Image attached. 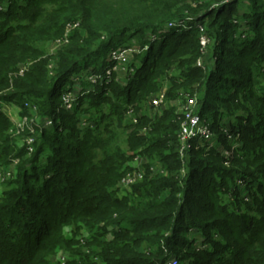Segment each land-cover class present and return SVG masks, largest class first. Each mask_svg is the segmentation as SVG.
Listing matches in <instances>:
<instances>
[{"label":"trees","instance_id":"obj_1","mask_svg":"<svg viewBox=\"0 0 264 264\" xmlns=\"http://www.w3.org/2000/svg\"><path fill=\"white\" fill-rule=\"evenodd\" d=\"M8 1L7 11H0V162L19 166L0 196V264H54L58 256V264L62 258L65 264H167L172 254L182 259L179 247H193L189 228L205 241L185 264H264V100L258 103L264 90V0H247L251 10L239 15L237 4L244 0ZM201 25L214 45L211 69L205 70L195 65ZM183 26L192 29L179 30ZM134 38L142 52L136 56L140 64L129 67L127 84L99 83L96 91H83L77 113L66 110L68 82L113 67L110 53ZM168 79L169 104L154 112L149 101ZM194 84L201 94L198 114L217 116L235 139L230 147L224 135L219 139L231 151L232 167L206 147L179 153L183 116L174 103L181 88ZM24 101L36 102L41 117L54 120L51 130L36 136L31 155L30 145L15 147L4 110ZM86 102L110 108V115L103 112L82 129L76 114ZM131 109L137 124L128 120ZM239 111L240 120H233ZM138 156L148 163L131 200L120 195L119 183ZM156 164L163 174L155 176ZM227 173L240 176L251 192L244 217L232 227L213 219L217 203L196 200L201 189L209 197L224 187L233 194ZM252 212L258 216L250 217ZM66 226L77 227L73 240L64 236ZM223 235L227 243L218 241Z\"/></svg>","mask_w":264,"mask_h":264},{"label":"rangeland","instance_id":"obj_2","mask_svg":"<svg viewBox=\"0 0 264 264\" xmlns=\"http://www.w3.org/2000/svg\"><path fill=\"white\" fill-rule=\"evenodd\" d=\"M238 7L240 8V10L237 12V14H241L243 10H251L249 2L247 0L241 1L240 3L237 4ZM9 7V1L6 0H0V11H7ZM239 18V17H238ZM240 19V18H239ZM242 22V20H239ZM18 22H15L14 24H16ZM243 25H245V22H242ZM190 30L192 29L189 26H183L181 27L179 30ZM198 31L200 33L199 36V45H200V53L201 56L198 58V60L196 61V64L198 67H200L202 70L207 69L208 67L211 69V57H212V48H213V43L210 40V37H208L207 35V29L205 26H198ZM69 33V32H68ZM69 34H67L65 37L67 38ZM147 38H151V35H148ZM146 38V39H147ZM157 40L156 37L152 39V41ZM127 43L130 45H126L127 47L124 49H127V51H129L130 49L133 50L131 53H129L130 56V66L136 62V56L142 52L141 46H140V41L137 38L134 39H130L127 40ZM175 41L171 42L174 43ZM60 42H55L51 47V53L54 54L55 51L59 48ZM158 45V44H157ZM219 52V51H218ZM136 65H139L140 62H136ZM125 69H129V66H127V68L125 67ZM262 71L264 72V64L262 65ZM89 74H84V75H77L75 77H73V79L71 81L68 82L66 88V92H64V95L62 96V106L65 108V99L66 98H70L73 99V97L77 96H81L83 95V91H96L98 84L94 85L92 80L94 77H99L102 76L103 73H101L100 71L98 72V70H88L87 71ZM131 72V71H130ZM129 70H127L126 72H120V73H115L114 74V79H116L117 81H120L122 84H127L129 76L132 75V73L130 74ZM85 78V79H84ZM262 81V85H264V79L260 80ZM169 79L166 80V85L165 88L163 89V91L166 93V90L169 88ZM68 89V91H67ZM70 89V90H69ZM189 90L195 91L193 96H190V93L188 92ZM198 90V84H194L191 86V89H187V88H181L180 89V98L177 99V101L174 103L175 106H177L178 108H182L183 105L186 103L187 100L196 97L197 100H201V94L200 92H197ZM161 91V90H160ZM160 91L158 93H160ZM157 93V94H158ZM260 96V99H258V103L260 105V101L264 100V90L262 91V93L258 94ZM70 96V97H67ZM79 99V98H78ZM78 99L73 103V107H71L70 109H66L68 111L75 112L78 108L77 103L79 102ZM167 99V98H166ZM241 100V98H239V101ZM88 101V100H87ZM172 101V100H171ZM170 101V102H171ZM262 103V102H261ZM168 100H167V105H168ZM254 107V106H253ZM166 108V107H165ZM5 112L8 114L10 121L12 123V127L10 129V137L12 139V141H14V145L15 147H17V149H21L24 148L28 145L27 142H29V144L31 145V147L29 148V155L34 153V147L32 146L34 144V140H36V136L38 137L39 133L42 132L43 130L47 129V130H51L53 128V126L48 127L46 125V123L50 120V121H54L52 119H44L43 117H41V111L42 109L40 108L39 105H37L36 102H30V101H24L22 103H12L8 106L4 107ZM81 111V110H80ZM79 111V112H80ZM150 110L145 111V113H147ZM107 113V115H110V108H107L106 106H104V109L102 110H97L93 107H91V104L89 102H86L84 108L82 109V111L77 115V118L79 120V122L81 123V128H87L89 127L92 122L95 121H99V119H101L102 114ZM77 113V111H76ZM150 113H152V111H150ZM149 113V114H150ZM243 114V112L239 111L238 112V116L236 119L233 120H237L239 121V117ZM183 116V115H182ZM217 116H213L209 117L207 115V120L203 119L205 121H207L208 125H210V128L212 130L213 133V141L210 143H207L206 146H204V143H199L196 144L195 142L192 143L191 148L193 147L196 148L198 150V148H204L206 147V149L209 152L208 155H210L211 153L218 155L219 158H217L216 160H218L219 163H222L226 168L232 167L231 165H229L228 163V156L231 155V151H227V149L224 146V143L219 142V139L221 137V135H224L227 138V142L229 147L230 146H235L236 142L235 139L231 137L230 135V129L226 128V126L224 125V123H218L216 122ZM226 117L224 116V118L221 119H225ZM129 120V119H128ZM130 121V120H129ZM74 122H76V120H74ZM132 122V121H130ZM133 123V122H132ZM234 123V124H232ZM230 127V125H238L239 122H229L228 123ZM215 150V151H213ZM139 160L136 161H130L129 163H127V166L129 164V168L130 165H134V166H138V164L140 165V167H142L144 170L146 169L147 166V159L145 157L142 156H138ZM18 163L19 161H14L13 163H11L10 165H4L3 162H0V196L4 193V191H6V183L11 182V179H14L16 174H17V168H18ZM42 164H44L41 161ZM257 165L259 164H255L254 170L257 167ZM234 167V166H233ZM137 168V167H136ZM154 174L156 175H161L163 174V167L160 164H156V166L154 167ZM128 172V170L126 171V173ZM129 172H134L133 170H129ZM15 173V176H14ZM125 173V174H126ZM124 174V175H125ZM227 178V181L233 186L234 188V192L233 194L229 193V188H223V190L218 191L217 193L214 194L213 197H209L207 192L203 191V189H201L202 191L200 192L201 197L200 198H196V200L199 201V199H201L202 201L207 200L208 198L210 199L211 203H217L218 207H220V209L217 208V212L216 214L213 216V219H217L219 221H223L225 220L227 224H229V227H232L233 225H235L236 221H237V217H244V212L247 209V204L245 202V198L248 197L250 199L251 197V192L247 193L246 189L248 186L244 185L243 180H241L240 176H234L232 178L231 174H226L225 176ZM218 180V176L217 174L214 176L213 181L212 182H216ZM240 186V193H238L237 186ZM220 188V187H219ZM222 189V188H221ZM246 192V193H245ZM199 194V195H200ZM230 214V215H229ZM250 217L252 215H257L256 213L252 212L251 214H249ZM258 216V215H257ZM249 221L251 220V218H248ZM71 227V228H69ZM187 228L190 227L189 224H186ZM224 229V227H223ZM77 231V227L74 226H66L64 229V236L69 239V240H73L74 239V234ZM84 233V232H83ZM82 233V234H83ZM199 232H197V230H193L192 228L188 229L187 232V236L190 237L191 241L193 242V247L190 246V249H185L184 247H179V249L176 250V252L179 251V255L182 259L178 258V255L176 254H172V257H170L167 261V264H169V262H172L173 264H180V262H182L183 264L187 263L188 261H190L191 259V251H198L203 249V244H204V239H202V237H200ZM80 234H78V239L84 237V236H79ZM88 236V235H87ZM88 238V237H87ZM228 235H223L220 236V238L218 239V241L220 242H224L227 243L228 242ZM195 239H197V241H194ZM206 249L209 248V246L205 247ZM198 249V250H197ZM198 252L196 254H198ZM190 253V254H188ZM220 254L224 253L222 251L219 252ZM197 257V256H194ZM204 259V258H203ZM60 257H55L54 258V264H58ZM180 260V261H179Z\"/></svg>","mask_w":264,"mask_h":264},{"label":"built area","instance_id":"obj_3","mask_svg":"<svg viewBox=\"0 0 264 264\" xmlns=\"http://www.w3.org/2000/svg\"><path fill=\"white\" fill-rule=\"evenodd\" d=\"M174 25H170L173 27ZM133 50L127 51V49L115 50L110 53L111 60L114 62L113 67L108 68L102 76L94 77L92 80L93 84L99 83H110L113 81L114 73L126 72L130 69H125L127 66L130 67V56ZM70 97V96H67ZM79 98V96L73 97V99L66 98L65 99V109H70L73 107V103ZM149 106L154 112H162L167 106L166 93L161 91L160 93L153 96L149 101ZM133 108V107H132ZM181 114L183 115V121L181 124V129L179 132L180 139V150L179 153L182 157L185 156L186 152L190 150L191 145L194 141H198L200 143H210L213 141V133L208 125L207 121L203 120V118L198 114V100L196 97H193L186 101V103L181 108ZM129 120L133 122V124L138 123V118L134 116V109H131L128 112ZM48 127L53 126L52 121H48L46 123ZM146 131V130H145ZM28 145L29 142H27ZM31 146V145H30ZM139 160L136 157L132 161ZM137 167V168H136ZM128 172L123 176L119 183V192L122 197L130 198L131 200L136 197L134 193L133 187L137 183L143 180L145 176V170L138 166H134L133 164H129L127 166ZM129 170H133L134 172H129ZM65 258H62V264H65ZM169 264H173L169 262Z\"/></svg>","mask_w":264,"mask_h":264}]
</instances>
